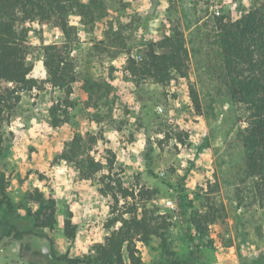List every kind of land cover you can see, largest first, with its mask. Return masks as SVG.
I'll return each instance as SVG.
<instances>
[{"label": "rangeland", "instance_id": "obj_1", "mask_svg": "<svg viewBox=\"0 0 264 264\" xmlns=\"http://www.w3.org/2000/svg\"><path fill=\"white\" fill-rule=\"evenodd\" d=\"M261 1L104 0L100 15L87 23L70 13V50L78 81L69 97L45 81L42 57V39L61 42V30L27 23L34 63L30 77L39 83L20 92L9 121L0 124V178L5 174V192L19 205V214H24V206L37 207L25 199L35 188L56 199L58 222L50 235L58 253L93 254L94 247L119 227L115 216L137 212L151 218L152 229L158 227L164 234L137 241L144 264L185 259L195 244L200 245V264H264V202L253 195L252 179L244 171V110L232 101L219 77L215 43L218 14L236 19ZM174 22L187 38L188 77L165 85L137 83L126 69L127 52L110 45L111 28L133 54L142 55L146 43L170 33ZM100 78L113 89L91 100L86 81ZM191 83L200 93L201 112L189 96ZM54 115L61 120L58 125L53 124ZM75 131L102 136L92 154L105 164L115 156L112 173L122 177L135 198L120 197L116 204L111 195L102 194L98 179H83L72 164L55 160ZM103 173H108L106 168L100 176ZM141 190L150 197H140ZM210 211L217 219L204 235L192 225L191 240L189 218ZM4 212L0 207V222ZM70 213L76 224L73 240L63 231ZM7 223L3 220V232ZM51 247L35 235L22 240L5 237L0 241V264H46Z\"/></svg>", "mask_w": 264, "mask_h": 264}, {"label": "trees", "instance_id": "obj_2", "mask_svg": "<svg viewBox=\"0 0 264 264\" xmlns=\"http://www.w3.org/2000/svg\"><path fill=\"white\" fill-rule=\"evenodd\" d=\"M103 7L104 0H0V124L9 121L12 110L21 99L20 92L32 90L39 83L38 79L30 77L34 63L30 58L33 46L29 40L31 28L27 23L36 22L41 26L47 24L61 30L64 36L61 42H45L42 39V57L47 71L45 81L61 87L69 97L78 76L70 50L74 28L69 24L68 16L76 13L87 23L100 15ZM215 27L219 77L225 83L232 101L242 105L244 110V126L240 131L245 150L244 171L252 179L253 195L264 202V0L250 6L236 19L217 15ZM170 31L146 43L142 55H135L112 27L110 45L127 52L126 69L137 83L152 81L165 85L189 75L190 50L184 31L176 22ZM86 83L91 100L98 94L107 95L113 89L107 80L101 78ZM189 96L195 109L201 112V96L192 83L189 85ZM65 116L64 120L68 118ZM108 116L111 114L108 113ZM54 119V125L61 122L55 115ZM98 137L102 136L75 131L66 147L55 156V160H65L72 164L83 179H98L102 194L111 195L116 204L120 197L135 198V192L124 185L122 177L112 173L115 156L108 157L105 164L92 154L91 149ZM2 140L0 138V154ZM105 168L108 173L100 176ZM5 190V174H2L0 207L5 211L2 219L8 220V223L7 230L3 232V220L0 222V241L5 237L22 240L27 235L45 238L52 245L51 253L46 255V264H144L137 241H148L151 234L164 237L158 227L152 229L153 220L147 215L139 217L134 212L133 216L125 217L118 214L114 222L119 221V227L106 236L103 243L94 247L93 254L85 257L60 254L50 235L58 222L56 199L35 188L25 195V199L37 207L24 206V214H19V205L14 203ZM142 194L148 195L141 190L138 195L143 197ZM186 213L187 210L184 211ZM71 216L70 213L65 219L63 231L64 235L73 240L76 237V224ZM216 219L217 215L211 211L204 215H192L187 228L191 240L194 241L195 236L192 225L196 226L198 233L204 235L209 224ZM199 254L200 245L195 244L188 257L175 259L168 264H200Z\"/></svg>", "mask_w": 264, "mask_h": 264}, {"label": "built area", "instance_id": "obj_3", "mask_svg": "<svg viewBox=\"0 0 264 264\" xmlns=\"http://www.w3.org/2000/svg\"><path fill=\"white\" fill-rule=\"evenodd\" d=\"M217 11V13H219V10H216ZM219 15V14H218Z\"/></svg>", "mask_w": 264, "mask_h": 264}, {"label": "water", "instance_id": "obj_4", "mask_svg": "<svg viewBox=\"0 0 264 264\" xmlns=\"http://www.w3.org/2000/svg\"><path fill=\"white\" fill-rule=\"evenodd\" d=\"M44 250H46V248H43Z\"/></svg>", "mask_w": 264, "mask_h": 264}]
</instances>
